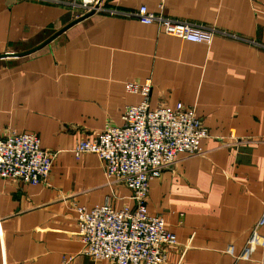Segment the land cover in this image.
Wrapping results in <instances>:
<instances>
[{
  "label": "crops",
  "instance_id": "crops-1",
  "mask_svg": "<svg viewBox=\"0 0 264 264\" xmlns=\"http://www.w3.org/2000/svg\"><path fill=\"white\" fill-rule=\"evenodd\" d=\"M68 1L0 0V54L22 53L0 57V136L35 133L54 154L43 183L0 178V264H112L80 253L75 208L133 207L131 190L74 148L120 126L140 100L125 83L148 78L152 109L193 106L208 129L149 182L147 210L175 236L162 264H264V0H101L226 33L209 44L101 10L76 21Z\"/></svg>",
  "mask_w": 264,
  "mask_h": 264
},
{
  "label": "built area",
  "instance_id": "built-area-1",
  "mask_svg": "<svg viewBox=\"0 0 264 264\" xmlns=\"http://www.w3.org/2000/svg\"><path fill=\"white\" fill-rule=\"evenodd\" d=\"M68 5L83 13L106 11L132 17L143 24H155L165 34L195 43H211L223 31L200 24L156 14L140 5L135 10L103 8L101 0H70ZM151 79L142 83L127 81L125 90L138 95L137 104L125 107L120 126L106 125L93 138L78 142L76 154L95 153L105 177L131 190L134 206L115 208L110 199L90 209L77 206L76 227L81 242L80 253L112 264H162V246L175 242L162 215L147 210L149 182L173 164L179 153H202L200 142L208 129L193 106L177 102L150 107ZM54 154L43 149L38 135L31 132H8L0 136V178L39 184L46 181ZM71 255L62 259L69 264Z\"/></svg>",
  "mask_w": 264,
  "mask_h": 264
},
{
  "label": "water",
  "instance_id": "water-1",
  "mask_svg": "<svg viewBox=\"0 0 264 264\" xmlns=\"http://www.w3.org/2000/svg\"><path fill=\"white\" fill-rule=\"evenodd\" d=\"M92 13H94V11H90V12H88V13L82 15V16H81L80 18H78L76 21L82 19L83 17L89 16V15L92 14ZM76 21H74V22H76ZM74 22H72L71 24H73ZM71 24H70V25H71ZM70 25H68V26H70ZM65 28H67V27H64V29H61L60 31H58L55 35L59 34V33L62 32L63 30H65ZM55 35H54V36H55ZM54 36H53V37H54ZM53 37H51L50 39H47L46 41H44L43 43H41L40 45H38L37 47L31 49V50L28 51V52L34 51V50H36V49L42 47L44 44H46L47 42H49ZM20 54H22V53L5 52V53L0 54V57L15 56V55H20Z\"/></svg>",
  "mask_w": 264,
  "mask_h": 264
}]
</instances>
